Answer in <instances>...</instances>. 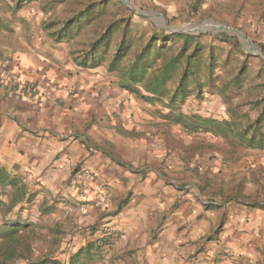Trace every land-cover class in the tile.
<instances>
[{
	"label": "crops",
	"instance_id": "crops-1",
	"mask_svg": "<svg viewBox=\"0 0 264 264\" xmlns=\"http://www.w3.org/2000/svg\"><path fill=\"white\" fill-rule=\"evenodd\" d=\"M29 43L0 42V177L38 179L57 193L80 246L100 237L152 264H264V194L257 204L247 191L243 202L214 198L222 157L205 136L187 138L142 111L106 68H59L61 52Z\"/></svg>",
	"mask_w": 264,
	"mask_h": 264
},
{
	"label": "rangeland",
	"instance_id": "rangeland-1",
	"mask_svg": "<svg viewBox=\"0 0 264 264\" xmlns=\"http://www.w3.org/2000/svg\"><path fill=\"white\" fill-rule=\"evenodd\" d=\"M89 4L94 8L87 14L88 20L76 25L74 16ZM14 5L15 0H0V42L14 50L23 47L24 42L31 44L29 41L47 44L61 52L62 58L56 57L54 62L59 68L74 61L84 69L104 67L119 77L117 70L108 68L116 42H109L105 49H95V58L84 57L90 42L113 20L121 22L116 38L122 24L128 23L130 33L137 38L135 49L153 30L171 36L166 46L174 52L182 43L177 34L193 35L201 46L200 54L206 58L199 63L201 95L186 99L179 111L184 116L195 110L202 116L230 120L232 109L235 129L251 123L259 112L257 102L264 98V0H27L17 9ZM67 21L68 27L63 28ZM138 33L144 34L143 38ZM191 49L190 44L187 52ZM133 52L126 58H132ZM209 55L213 58L211 70L207 67ZM126 91L142 111L178 131L181 124L161 117L167 109L159 101L144 100ZM183 131L190 139L197 134L205 136L208 150L222 157V179L215 182L214 198L224 203L243 202L246 198H242V191H247L253 197L252 203H258V193L264 194V143L262 147L247 146L235 135L229 138L205 130ZM28 193L35 194L31 201H25ZM57 197L54 191L44 192L40 180L20 174L14 187L0 184V221L6 214L20 223L11 237H0V264L43 260L44 264H66L88 244L93 245L90 255L81 253L73 264H152L144 252L138 258L136 248L127 243L113 244L99 237L80 246L74 238L77 229L73 211L67 204L58 206ZM87 230L89 234L86 229L80 231L85 238L97 227ZM150 241L144 243L143 249Z\"/></svg>",
	"mask_w": 264,
	"mask_h": 264
},
{
	"label": "trees",
	"instance_id": "trees-1",
	"mask_svg": "<svg viewBox=\"0 0 264 264\" xmlns=\"http://www.w3.org/2000/svg\"><path fill=\"white\" fill-rule=\"evenodd\" d=\"M25 1L27 0H15L14 7L16 9L19 8V5ZM93 8V4L87 5L79 11V16L78 14L74 16L73 22H76V25H80L85 20H88L87 14L91 13ZM68 23L69 21L63 23L62 27H68ZM120 23V21L114 20L109 22L105 30L100 32L90 42L89 49L85 52L84 57L95 58V49L102 46L105 49L109 42H116L113 54L108 61V68L110 70H117L120 87L130 91L138 98L148 101H159L167 109L165 113L160 114L162 118L181 124L188 132L205 130L229 138L235 135L236 139L247 146L262 147L264 143V98L257 102V105H260V107L254 120L243 128L238 126L237 129H235V121H233L235 112L232 109L229 111L230 120H217L216 118L196 113L184 116L179 111L181 104L186 99L191 96H198L199 98L201 95V86L198 78V72L201 68L199 63L202 60L206 61V58H203L200 54L202 51L201 46L195 41V36L177 34L182 38V43L179 49L174 52L166 46L168 38L171 36L163 35L153 30L141 45L135 49L137 38L135 39L130 33L128 23L122 24L120 36L118 38L115 37L116 29ZM139 35L140 37L144 36L142 33H138ZM218 36L225 41L228 40L223 34H219ZM190 44L192 45V49L190 52H187ZM131 50L134 51L133 57L127 59L126 57ZM168 51H171L170 54H167ZM158 59H161L159 63H157ZM212 65L213 58L209 55L207 57V67L209 70H211L210 67ZM174 81L175 84L173 83ZM171 84L174 85L170 90ZM0 184L2 186L11 185L14 187L16 185V177L10 178L3 175L0 177ZM34 196V193H28L25 201H31ZM1 217L0 237H11L12 234L19 230L20 223L16 219H10L6 214H3ZM91 246L93 245L88 244L80 248L75 253V256L73 255L66 264H73L74 260L81 253L90 255ZM45 262L46 260H43L31 264H44Z\"/></svg>",
	"mask_w": 264,
	"mask_h": 264
},
{
	"label": "built area",
	"instance_id": "built-area-1",
	"mask_svg": "<svg viewBox=\"0 0 264 264\" xmlns=\"http://www.w3.org/2000/svg\"><path fill=\"white\" fill-rule=\"evenodd\" d=\"M0 75H2L3 77H7L8 75V70L6 68V64L4 62H0ZM77 180L79 183V192L80 194L84 192L85 189V179H84V172H79L77 175Z\"/></svg>",
	"mask_w": 264,
	"mask_h": 264
}]
</instances>
